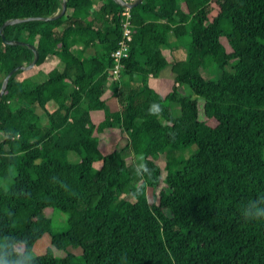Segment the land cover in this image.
Listing matches in <instances>:
<instances>
[{
  "label": "trees",
  "instance_id": "1",
  "mask_svg": "<svg viewBox=\"0 0 264 264\" xmlns=\"http://www.w3.org/2000/svg\"><path fill=\"white\" fill-rule=\"evenodd\" d=\"M73 1L57 16L63 0H0V27L20 19L4 26L5 39L34 45L35 68L58 57L41 81L14 72L0 96V264H264L257 211H264V0H230L212 18L206 0H142L130 8L133 39L118 78L125 86L114 78L110 54L123 6L106 0L85 20L71 14ZM5 39L0 32V89L9 70L34 56L28 45ZM224 39L233 73L212 80L206 64ZM144 43L171 59L145 55ZM76 47L83 48L76 54ZM167 65L173 83L161 94L154 82ZM57 87L67 97L50 110ZM112 95L126 142L103 153L91 111L109 113ZM42 115L46 128L28 136ZM192 145L196 152L161 166L160 156ZM142 154L141 167L128 163ZM37 156L61 191L55 201L33 168ZM106 190L110 199L100 207ZM48 211L49 228L30 230ZM60 214L67 215L66 236L53 232ZM45 233L51 245L33 254ZM52 246L65 255L57 258Z\"/></svg>",
  "mask_w": 264,
  "mask_h": 264
},
{
  "label": "rangeland",
  "instance_id": "2",
  "mask_svg": "<svg viewBox=\"0 0 264 264\" xmlns=\"http://www.w3.org/2000/svg\"><path fill=\"white\" fill-rule=\"evenodd\" d=\"M230 3V0H210V3L207 4V9H205L204 12L207 11L208 17H214L220 8H223L224 6H227ZM233 56L232 49L230 48L228 42L226 39L223 40V49L217 59L211 60L208 64H206V73L212 80H224L228 81L232 76V69L231 67L226 63L229 61ZM222 64V65H221ZM163 71H166V68H163ZM24 76H30L35 80V67L30 69H24L23 72H20L17 74L16 78L21 79ZM163 94V93H162ZM117 110V109H116ZM172 110L174 113L179 112V105L177 103L172 104ZM110 116H109V115ZM109 116L107 119L111 121V123L106 122L103 123L104 117ZM93 118L95 119L97 124L96 130L94 131L95 135L98 136V143L99 148L103 153H108L111 150H113L115 147H121L125 142L126 138L122 136L119 130V115L117 114V111L111 110L109 113H104L103 111H94L93 112ZM208 125L214 126L215 121L214 120H207L206 121ZM95 123V124H96ZM35 125V124H34ZM44 126H40L39 123H37L35 126H33L30 130H28V136L34 135L35 131H38L37 129H43ZM89 144V140L85 141V145L87 146ZM197 151V146L192 145L189 146L186 149H180L173 153H167L162 156H160L159 162L161 166L165 163H171L174 161L175 155H189L191 153H194ZM143 158L144 155H131L127 158L128 163H134L136 166L141 167L143 164ZM43 156H37L33 159V168L38 175L42 185L49 193L51 199L55 201L60 195L61 191L57 188L54 176L50 170L49 165L43 161ZM1 160V159H0ZM165 174V170L163 169V175ZM111 192L106 190L103 193V197L101 201L99 202L100 207H104L108 200L110 199ZM140 205L143 209H147L149 207L147 199H140ZM59 214V213H58ZM53 213L51 211L46 212V217L43 220L38 221L35 223L30 230H40V229H47L48 221L47 218H50ZM56 228L53 230V232L56 235H67V215L66 214H60V216L54 215ZM165 225H169L168 221H164ZM30 234H27L25 238H29ZM59 238H62L59 236ZM68 239V237H67ZM50 238L47 233L43 234L35 243L33 247V254H41L44 252L45 248L50 246ZM53 253L57 258H62L65 255V252L63 250H59L52 246ZM68 249L75 254H81L80 248H75L73 246H69Z\"/></svg>",
  "mask_w": 264,
  "mask_h": 264
},
{
  "label": "crops",
  "instance_id": "3",
  "mask_svg": "<svg viewBox=\"0 0 264 264\" xmlns=\"http://www.w3.org/2000/svg\"><path fill=\"white\" fill-rule=\"evenodd\" d=\"M105 1L106 0H74L73 2L74 3L76 2V6H75L74 10L71 12V14L75 15V16H78V17H83L85 20H88L89 18L92 17V14L94 13L93 11H94L95 7H97L98 4H100L101 2H105ZM127 1H133V0H127ZM206 2L209 5L210 0H206ZM224 7H226V6H224ZM210 18H212V17H210ZM47 31L49 32L50 29L47 30ZM91 36H93V34H91ZM81 48H83V47H76L75 48V53L76 54L79 53V50ZM141 50L143 51V53L145 55H147V56H155L159 60L167 61V60L171 59L168 50L161 49L154 43H144V44H142L141 45ZM57 62H58V57L56 55H49L46 58V60H45V62L43 64H41L38 68H35V81L43 80L47 76V73L57 64ZM164 68H166V71L164 72L163 69H162L160 71L159 78L157 80H155V82H154L155 87L157 88V90L161 94L162 93L166 94L171 89V86H172V83H173V76H172V74L170 72L169 65L165 66ZM126 81L127 80H123V79L121 80L120 79L119 80L120 85L125 86ZM68 90H70V89H68ZM56 92L57 93L54 96V98H52L48 102L47 107L50 110L60 106L64 102L66 97H67V92L66 91H61L59 89V87H57ZM107 104H108V107H109V111H111V110H113L115 112L117 111V114L119 115L118 121H119V125H120L121 119H120L119 106H118V103H117V97L113 96V95L109 96V98L107 100ZM95 111H98V110H95ZM93 112L94 111H91V118H92V121L94 123H96L95 119L93 118ZM38 114L40 115V112H38ZM109 116L107 115L106 117H104L103 123H105V124H106V122L111 123V121H109V119H107ZM38 120L39 121L37 123H39L40 126H44L43 128H46V125L48 123L47 118L42 115ZM97 124L98 123H96V125ZM96 137L98 139V136H96Z\"/></svg>",
  "mask_w": 264,
  "mask_h": 264
},
{
  "label": "built area",
  "instance_id": "4",
  "mask_svg": "<svg viewBox=\"0 0 264 264\" xmlns=\"http://www.w3.org/2000/svg\"><path fill=\"white\" fill-rule=\"evenodd\" d=\"M123 6V18L121 21V35L117 41V46L111 51V56L116 59V63L112 69L114 78L118 79L122 60L129 57L131 50V42L133 39V14L130 7Z\"/></svg>",
  "mask_w": 264,
  "mask_h": 264
},
{
  "label": "water",
  "instance_id": "5",
  "mask_svg": "<svg viewBox=\"0 0 264 264\" xmlns=\"http://www.w3.org/2000/svg\"><path fill=\"white\" fill-rule=\"evenodd\" d=\"M116 1H118L121 5L130 7V8L134 7L135 5H137L138 3L141 2V0H133V1L116 0ZM66 6H67V2H66V0H63L62 9H61V11L59 12V14L57 16H59V15H61V14H63L65 12ZM19 20L20 19L8 20V21L4 22L1 25L0 32L2 34V38L5 39L4 34L2 33L4 26L6 24H12V23L18 22ZM5 43H7V44L28 45V47L33 51L34 56H33L32 61L29 64H27V65H18V66L13 67L11 70H9V72L4 77V80H3V83H2V86H1V89H0V96L5 91V88H6V85H7V82L9 80L10 76L14 72H16L17 70H19V69H30V68H33L35 66L37 60H38V57H39V51H38V49L34 45H32L30 43H26V42H23V41H20V40H12V39H5Z\"/></svg>",
  "mask_w": 264,
  "mask_h": 264
},
{
  "label": "clouds",
  "instance_id": "6",
  "mask_svg": "<svg viewBox=\"0 0 264 264\" xmlns=\"http://www.w3.org/2000/svg\"><path fill=\"white\" fill-rule=\"evenodd\" d=\"M259 215H264V211H261L260 209L257 210Z\"/></svg>",
  "mask_w": 264,
  "mask_h": 264
}]
</instances>
